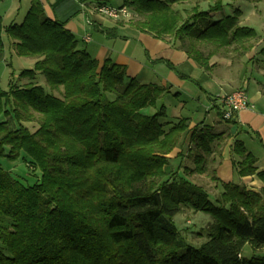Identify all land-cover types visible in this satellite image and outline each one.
<instances>
[{"label":"trees","instance_id":"trees-1","mask_svg":"<svg viewBox=\"0 0 264 264\" xmlns=\"http://www.w3.org/2000/svg\"><path fill=\"white\" fill-rule=\"evenodd\" d=\"M187 1L122 0L120 6L138 17L136 29L172 38L206 71L213 53L197 43L219 50L257 37L239 25V8L213 20L228 0H197L208 8L197 4L186 17L174 6ZM3 35L16 56L34 63L18 75L27 84L0 89V157L23 153L40 175L26 186L0 168V264H264V171L257 174L260 191L220 182L212 203L202 187L169 167V154L191 130L186 119L164 122L162 88L127 78L125 67L109 60L99 67L63 23L45 16L39 0H31L19 25L3 27L0 16V54ZM38 74L51 92L35 83ZM33 122L31 132L24 123ZM193 131L199 150L193 171L202 173L218 135ZM232 154L240 177L255 174L256 160L241 142ZM183 207L212 220L199 247L174 224ZM245 246L250 258L242 255Z\"/></svg>","mask_w":264,"mask_h":264},{"label":"crops","instance_id":"crops-1","mask_svg":"<svg viewBox=\"0 0 264 264\" xmlns=\"http://www.w3.org/2000/svg\"><path fill=\"white\" fill-rule=\"evenodd\" d=\"M39 1L45 16L63 23L79 41L80 48L96 60L99 67L109 60L125 67L127 78L162 88L164 93L158 99V105L165 107L164 122L172 124L181 119L188 120L191 131L168 156L169 167L175 169L177 176L185 177L186 174L187 179L195 183L191 177L204 176L211 170L212 179L219 181L215 182V191L221 183H232L227 182L237 174L232 161H239L232 154V148L234 142L239 141L256 162L255 174L245 177L237 174L239 183L236 184L255 192L263 188L257 174L264 171V63L257 61L263 60L264 54L260 50L264 45L254 54H245L246 61L241 70L235 68L230 59L217 62L213 56L211 68L206 71L180 50L172 38H158L141 32L129 20H113L92 13L90 9L96 0ZM106 3L120 6L122 0H106ZM30 5L31 0H1L3 27L21 24ZM85 36H90L89 42L83 41ZM10 51L13 53L11 48ZM254 72L262 81L253 79ZM238 89H244L251 108L236 112L231 121H224L221 98ZM204 129L218 136L211 145L212 152L204 157L203 172L197 173L193 171L196 168L194 158L199 150L194 148L191 136L193 130L198 133ZM185 161L189 165L183 166Z\"/></svg>","mask_w":264,"mask_h":264},{"label":"rangeland","instance_id":"rangeland-1","mask_svg":"<svg viewBox=\"0 0 264 264\" xmlns=\"http://www.w3.org/2000/svg\"><path fill=\"white\" fill-rule=\"evenodd\" d=\"M225 3L227 6H225L222 11L213 14V20L221 18L222 16L230 15L234 9L239 8L242 13L239 19V25L253 28L257 34V37L249 40L244 47L248 49V54H254L255 52H258L264 45V0H228ZM197 4H199L197 0H191L177 4L174 7L180 10L184 16L187 17L191 14V9ZM198 7L201 9L208 8L206 3H200ZM136 19H138V17L132 13V17L129 21L134 22ZM3 43L4 49L0 54V89L6 91L9 84L21 86L28 83V79H19L18 75L22 70L33 69L34 59L18 57L12 53L10 51V46L6 35L3 38ZM196 46L204 54L213 53V56H215V60L217 62H221L222 60H225V58L230 59L233 62L234 67H238L240 70L241 66L243 65V61H246L244 60L246 56L240 54L244 48L241 46L236 48H222L219 50L205 43H197ZM250 55H248V57H250ZM213 56L210 60H213ZM262 59V61L257 62L264 63V57H262ZM210 62L211 61H209V64ZM244 66H246V63ZM253 74V79L255 78L258 81H262V78L257 77L255 72ZM35 83L42 86L46 91L51 92L42 75H37ZM54 94L56 96L60 95L59 92H54ZM147 113L152 114L153 111L148 110ZM24 125L31 132L35 131L37 128V124L34 122L24 123ZM6 154H8L7 148L5 149V155ZM24 157L25 155L23 153L16 160H10L6 156H2L0 157V168L6 172H9L13 178L19 180L22 184L31 186L38 181L40 174L30 164L27 165L29 159L28 157H25L24 159ZM187 165L189 164L185 161L183 166ZM190 166L191 168L195 167L193 163H191ZM184 176L187 178L186 174ZM212 176H214V174L210 170L204 176L191 177V180L195 182L194 184L202 187L208 193L209 200L216 204L215 201L222 192V185L219 184L217 186L218 192L215 191V179H212ZM227 182H232L234 184L239 183L238 175L236 173L233 174ZM173 221L180 236L191 246L199 247L208 240L207 233L212 225V220L207 214L195 212L190 208L183 207L181 212L174 217ZM242 255L245 258H250L253 255V251L249 246H245L243 248Z\"/></svg>","mask_w":264,"mask_h":264},{"label":"built area","instance_id":"built-area-1","mask_svg":"<svg viewBox=\"0 0 264 264\" xmlns=\"http://www.w3.org/2000/svg\"><path fill=\"white\" fill-rule=\"evenodd\" d=\"M90 10L94 14L113 20H130L132 17L131 11L125 6H112L106 3H95ZM87 22L88 24H91L90 20ZM83 41L89 42L90 36H85ZM221 104L223 109L222 119L224 121H231L236 112L251 108L247 94L243 89L235 90L222 97Z\"/></svg>","mask_w":264,"mask_h":264}]
</instances>
